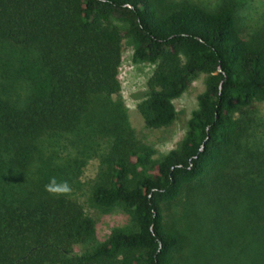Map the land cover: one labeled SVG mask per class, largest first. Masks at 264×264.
Here are the masks:
<instances>
[{"label": "trees", "instance_id": "obj_1", "mask_svg": "<svg viewBox=\"0 0 264 264\" xmlns=\"http://www.w3.org/2000/svg\"><path fill=\"white\" fill-rule=\"evenodd\" d=\"M237 12L233 0H0V264H177L164 207L198 179L214 207H264V127L249 111L264 101V45ZM123 39L134 63L155 65L137 106L148 128L172 125L173 101L206 76L183 140L160 159L127 121ZM91 157L101 176L90 203L130 216L103 242L72 199ZM52 178L71 193L49 195ZM252 247L247 264H264V233Z\"/></svg>", "mask_w": 264, "mask_h": 264}, {"label": "rangeland", "instance_id": "obj_2", "mask_svg": "<svg viewBox=\"0 0 264 264\" xmlns=\"http://www.w3.org/2000/svg\"><path fill=\"white\" fill-rule=\"evenodd\" d=\"M187 1L213 7L228 0ZM233 2L236 3L243 35L246 38L254 37V40L264 45V0H233ZM133 48L130 40L123 39L119 68L120 96L126 109L129 127L133 132V139L146 148L151 153V158L156 160L176 149L183 140L187 130L186 123L191 113L197 108V98L204 90L206 76L199 75L189 89L173 101L178 118L172 125L160 129L148 128L137 106L147 89V81L155 65L146 62L134 63ZM249 111L264 127V101L253 103ZM100 161L98 157L86 160L77 178L76 187L72 191V199L77 201L95 222L96 242H103L113 230L124 229L130 225V216L122 208L114 207L106 211L90 203V190L101 176ZM203 186V182L198 179L184 188L176 201L164 207L166 225L180 238V245L173 254L174 262L177 264H231L232 260L238 259V253H243L242 264H247V255L249 256L251 251H256L255 247H252L253 239L256 240L264 233V217L261 216L264 207L259 205L251 209L248 216L242 213L245 209H241L239 204H232V202L214 207L211 195L205 194L206 190ZM208 213H211V216L207 215ZM215 213L218 217L222 213L223 217L215 220L213 218ZM211 229L215 230V241L210 240ZM75 249L79 250V246ZM202 256L204 260L201 259Z\"/></svg>", "mask_w": 264, "mask_h": 264}, {"label": "clouds", "instance_id": "obj_3", "mask_svg": "<svg viewBox=\"0 0 264 264\" xmlns=\"http://www.w3.org/2000/svg\"><path fill=\"white\" fill-rule=\"evenodd\" d=\"M45 191L54 197L65 196L71 193V186L66 182L58 183L55 178H52L48 184L45 185Z\"/></svg>", "mask_w": 264, "mask_h": 264}]
</instances>
